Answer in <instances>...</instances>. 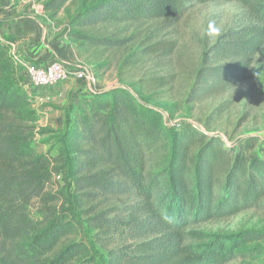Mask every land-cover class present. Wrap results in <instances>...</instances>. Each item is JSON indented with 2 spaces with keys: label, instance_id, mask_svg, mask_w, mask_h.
<instances>
[{
  "label": "trees",
  "instance_id": "16d2710c",
  "mask_svg": "<svg viewBox=\"0 0 264 264\" xmlns=\"http://www.w3.org/2000/svg\"><path fill=\"white\" fill-rule=\"evenodd\" d=\"M233 1L247 9L248 23L207 51L186 100L194 105L250 78L264 47V0H93L60 35L97 64L127 44L120 27L174 28L190 4ZM68 2L47 0L44 10L55 19ZM4 28L0 20V264H99L86 244L73 240L86 228L96 233L106 264H229L245 257L243 246L257 239L249 231L228 241L195 227L264 203L261 137L233 143L214 134L211 121L223 109L204 127L189 117L173 126L175 117L136 97V83L74 101L56 136L57 152L40 154L34 141L42 116L33 102L39 89L26 85L8 44L15 38ZM167 45L146 53L169 57ZM57 176L63 185L49 190Z\"/></svg>",
  "mask_w": 264,
  "mask_h": 264
},
{
  "label": "rangeland",
  "instance_id": "374dc122",
  "mask_svg": "<svg viewBox=\"0 0 264 264\" xmlns=\"http://www.w3.org/2000/svg\"><path fill=\"white\" fill-rule=\"evenodd\" d=\"M46 1L0 0V18L3 10L14 12L16 8H20L22 14L43 20L58 35H64L71 20L83 10L86 2L93 0H69L55 19L44 10ZM248 19L247 9L237 1L190 4L178 26L160 28V22H152L137 28L120 27L116 29L120 32L119 36L128 41L124 47L106 52L97 64H90L80 57V64L87 66L95 75L99 92L120 85L130 87L137 83L140 91L136 97L157 108L167 119L175 117L174 120H169V124L173 126H178L181 119L189 117L188 119L204 127V122L209 117L218 109H223L225 111L220 116H213L211 121L214 122V134L222 136L228 142L232 139L233 143L247 136H258L261 137L260 144L263 147L264 47L255 58L250 78L237 89L202 103L191 105L186 102L207 51L210 52L222 34L229 29L246 25ZM212 27L219 29V35L210 34ZM163 41L168 43L167 46L173 47L169 57L146 53ZM79 82L72 78L55 87L46 103L45 100L40 101L39 95L33 97L34 106L42 116L36 124L34 141V147L40 154L49 150L52 154L57 152L56 136L64 131L67 109L74 102L73 91L85 92V85L81 82L78 84ZM28 88L25 87L26 90ZM62 185L61 178L57 176L48 189L58 191ZM40 209L39 202L35 201L31 206V214L35 219L39 217ZM101 209H109V205H103ZM87 229L81 231L78 237H73V240L86 244L89 255L96 257L99 264H106V254L96 242V233ZM195 230L211 237L222 236L228 241L249 231L257 239L243 246L245 257H239L229 264H264V203L258 209L231 219L200 225Z\"/></svg>",
  "mask_w": 264,
  "mask_h": 264
},
{
  "label": "crops",
  "instance_id": "0c3cea01",
  "mask_svg": "<svg viewBox=\"0 0 264 264\" xmlns=\"http://www.w3.org/2000/svg\"><path fill=\"white\" fill-rule=\"evenodd\" d=\"M8 10H3L4 13L0 20L5 22V31L15 38L14 42H8L11 46L12 54L35 62L50 63L59 61L70 72H75L79 68L80 57L76 44L70 42L60 34L58 35L56 30L52 29V26L43 20H36L31 16L22 14L20 8H16L14 12ZM53 90H38V95L41 98L40 101L45 100L46 103L48 98H50L49 94ZM73 92H75L72 96L73 101H78L93 93L87 88H85V92H81L80 90Z\"/></svg>",
  "mask_w": 264,
  "mask_h": 264
},
{
  "label": "built area",
  "instance_id": "2783aa9c",
  "mask_svg": "<svg viewBox=\"0 0 264 264\" xmlns=\"http://www.w3.org/2000/svg\"><path fill=\"white\" fill-rule=\"evenodd\" d=\"M12 55L15 62L23 67L22 75L27 85L42 90L46 88H55L74 78L85 85L89 91L93 93L99 92L98 81L95 75L83 64H80L75 72H70L65 65L59 61L50 63L28 62L16 54Z\"/></svg>",
  "mask_w": 264,
  "mask_h": 264
},
{
  "label": "clouds",
  "instance_id": "9594fccd",
  "mask_svg": "<svg viewBox=\"0 0 264 264\" xmlns=\"http://www.w3.org/2000/svg\"><path fill=\"white\" fill-rule=\"evenodd\" d=\"M210 34L211 35H219V29L215 28V27H212Z\"/></svg>",
  "mask_w": 264,
  "mask_h": 264
}]
</instances>
